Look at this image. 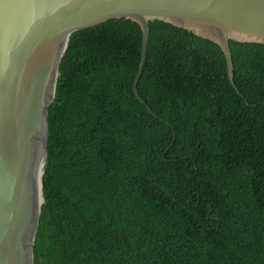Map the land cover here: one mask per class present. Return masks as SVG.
<instances>
[{
    "label": "trees",
    "instance_id": "trees-1",
    "mask_svg": "<svg viewBox=\"0 0 264 264\" xmlns=\"http://www.w3.org/2000/svg\"><path fill=\"white\" fill-rule=\"evenodd\" d=\"M124 18L70 34L48 111L38 264H264V44ZM148 106L157 116L148 112Z\"/></svg>",
    "mask_w": 264,
    "mask_h": 264
},
{
    "label": "water",
    "instance_id": "water-1",
    "mask_svg": "<svg viewBox=\"0 0 264 264\" xmlns=\"http://www.w3.org/2000/svg\"><path fill=\"white\" fill-rule=\"evenodd\" d=\"M118 18L136 22L142 32L132 84L142 104L137 84L150 20L216 43L237 92L229 40L264 44V0H0V264H38L48 111L69 36Z\"/></svg>",
    "mask_w": 264,
    "mask_h": 264
},
{
    "label": "bare ground",
    "instance_id": "bare-ground-1",
    "mask_svg": "<svg viewBox=\"0 0 264 264\" xmlns=\"http://www.w3.org/2000/svg\"><path fill=\"white\" fill-rule=\"evenodd\" d=\"M43 159H44V153H43ZM42 173V172H41ZM39 194H40V197H41V193H40V191H39Z\"/></svg>",
    "mask_w": 264,
    "mask_h": 264
}]
</instances>
